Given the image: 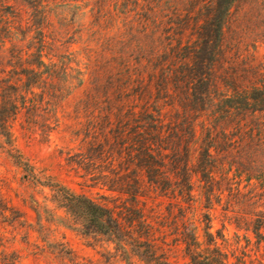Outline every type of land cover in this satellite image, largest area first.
Wrapping results in <instances>:
<instances>
[{
    "label": "trees",
    "instance_id": "trees-1",
    "mask_svg": "<svg viewBox=\"0 0 264 264\" xmlns=\"http://www.w3.org/2000/svg\"><path fill=\"white\" fill-rule=\"evenodd\" d=\"M9 1L0 138L14 149L13 123L25 113L47 139L84 87L73 110L80 146L66 161L105 192L97 200L54 189L99 256L79 260L55 243L59 263L178 264L180 252L182 264H245L224 224L213 230L220 207L264 243V62L228 38L238 0ZM8 245L0 235V264H19Z\"/></svg>",
    "mask_w": 264,
    "mask_h": 264
},
{
    "label": "rangeland",
    "instance_id": "rangeland-1",
    "mask_svg": "<svg viewBox=\"0 0 264 264\" xmlns=\"http://www.w3.org/2000/svg\"><path fill=\"white\" fill-rule=\"evenodd\" d=\"M7 2L0 0V11L1 4L13 3ZM52 21L57 28L58 24ZM227 35L232 40L238 39L239 50L254 59L255 64L264 62V0H238ZM254 41H257L256 47L252 48ZM79 46L72 45L71 49ZM83 91L84 87L63 102L59 112L60 124L47 139L41 137L40 129L29 127L25 113L13 123L14 149H9L0 138V213L6 211L0 214V235L8 238V246L18 253L19 264H60L53 247L61 242L67 243L79 260L96 263L99 259L98 248L93 247L96 243L71 228L72 222L55 201L54 194L57 186H65L74 193L97 200L99 195L105 194L103 190L90 188L84 183L81 173L66 161L68 153L75 154L80 146V140L73 135L76 126L73 110ZM9 208L19 214L9 213ZM35 210H38V217ZM213 213V230L221 229L224 224L223 232L234 256L243 259L245 264H264V243L258 244L250 231L238 230L232 220H228L231 213L224 218L220 207ZM172 256L178 264L184 262L180 252Z\"/></svg>",
    "mask_w": 264,
    "mask_h": 264
}]
</instances>
